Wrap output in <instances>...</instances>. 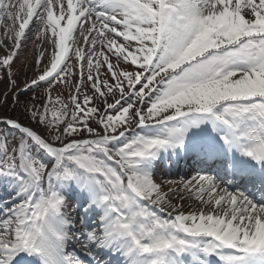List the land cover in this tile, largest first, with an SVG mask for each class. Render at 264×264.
<instances>
[{
	"label": "snow or ice",
	"instance_id": "snow-or-ice-1",
	"mask_svg": "<svg viewBox=\"0 0 264 264\" xmlns=\"http://www.w3.org/2000/svg\"><path fill=\"white\" fill-rule=\"evenodd\" d=\"M0 264H264V0H0Z\"/></svg>",
	"mask_w": 264,
	"mask_h": 264
},
{
	"label": "rangeland",
	"instance_id": "rangeland-1",
	"mask_svg": "<svg viewBox=\"0 0 264 264\" xmlns=\"http://www.w3.org/2000/svg\"><path fill=\"white\" fill-rule=\"evenodd\" d=\"M33 52H34V48H31L30 47L29 50L26 52V54L20 58V61H18L17 64L14 65V70L16 68H19L20 67V64H21L22 61L27 60L28 61V76L29 77L34 76L35 75V71L32 68V54H33ZM58 92H62L65 97H67V95H68V90L66 88H63V89H55L53 91V95H56ZM183 176H184V173L183 172L182 173H179V175L173 173V175H172L171 178H173V179H180Z\"/></svg>",
	"mask_w": 264,
	"mask_h": 264
}]
</instances>
